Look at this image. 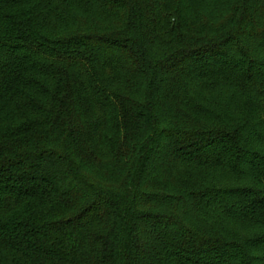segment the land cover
<instances>
[{
  "label": "trees",
  "instance_id": "obj_1",
  "mask_svg": "<svg viewBox=\"0 0 264 264\" xmlns=\"http://www.w3.org/2000/svg\"><path fill=\"white\" fill-rule=\"evenodd\" d=\"M142 1L0 0V264H264V0Z\"/></svg>",
  "mask_w": 264,
  "mask_h": 264
},
{
  "label": "rangeland",
  "instance_id": "obj_2",
  "mask_svg": "<svg viewBox=\"0 0 264 264\" xmlns=\"http://www.w3.org/2000/svg\"><path fill=\"white\" fill-rule=\"evenodd\" d=\"M150 1V6L153 8V5L154 6H156L155 5V3L158 1V0H149ZM148 1V2H149ZM141 2H143L142 0H141ZM97 12H99L100 14H99V20H100V22H98V23H103V25L105 26V25H107V24H112L110 27H109V29H116L117 27H112L113 25H115V24H117V25H119L121 22H123V21H118V20H116V19H111L110 18V16H109V13L107 12V11H105L104 10V12H101V9L100 8H98V9H96L95 7L92 9V13L95 15ZM101 13H104V15H102ZM131 15V9H125L124 11H122L121 13H120V19H122V18H125V17H129ZM119 19V18H118ZM125 21V20H124ZM122 24V23H121ZM119 29V28H118ZM240 229V228H239Z\"/></svg>",
  "mask_w": 264,
  "mask_h": 264
}]
</instances>
